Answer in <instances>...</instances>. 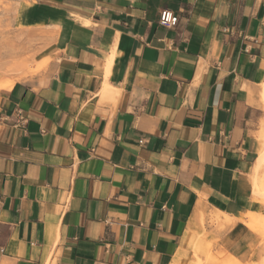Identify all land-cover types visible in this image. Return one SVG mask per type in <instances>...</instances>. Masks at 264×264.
I'll return each instance as SVG.
<instances>
[{"label": "crops", "instance_id": "1", "mask_svg": "<svg viewBox=\"0 0 264 264\" xmlns=\"http://www.w3.org/2000/svg\"><path fill=\"white\" fill-rule=\"evenodd\" d=\"M11 2L0 264H205L208 250L229 252L239 226L218 231L210 217L264 215L249 180L264 0ZM163 9L173 25L159 24Z\"/></svg>", "mask_w": 264, "mask_h": 264}, {"label": "rangeland", "instance_id": "2", "mask_svg": "<svg viewBox=\"0 0 264 264\" xmlns=\"http://www.w3.org/2000/svg\"><path fill=\"white\" fill-rule=\"evenodd\" d=\"M11 4V0H0V9H9ZM20 63H23V61ZM35 68L36 66L32 67L30 65L25 69H27L26 71L29 69L33 71ZM260 91L261 110L251 124L253 133L258 141L259 151L257 157L261 150L264 149V84L261 85ZM249 180L252 187V197L264 204V165L258 169L254 162L250 169ZM245 215H247V217L244 218L246 224L241 222L238 218L228 224L214 220L213 216L210 217V224L213 225L215 223L218 231H229L232 227L239 226V232L234 235H228L224 242L225 246H230L229 252L215 255L208 250L203 263L264 264V215H256L253 213H247ZM256 219L258 220L254 223H257V225L260 224L258 226L259 229L256 228L257 230H251L250 226L251 224L253 225V221Z\"/></svg>", "mask_w": 264, "mask_h": 264}, {"label": "bare ground", "instance_id": "3", "mask_svg": "<svg viewBox=\"0 0 264 264\" xmlns=\"http://www.w3.org/2000/svg\"><path fill=\"white\" fill-rule=\"evenodd\" d=\"M23 64V63H22ZM11 66H13V65H11ZM38 67V66H37ZM24 75V74H23ZM4 82H6V83H10V82H13V80H9V79H4V80H1L0 81V83H4ZM255 165H256V168H260V167H262L263 165H264V149H262L261 150V152L259 153V156L257 157V159H256V161H255ZM219 216H220V214H219V212H215L214 213V215H213V217H214V220H218L219 219ZM258 219H256L255 221H253V225L251 224V222H250V224H251V226H250V228L252 229V230H257L256 228H258V226L260 225H257V223L255 224L254 222H256ZM261 220V219H260ZM210 221V220H209ZM249 226V225H248ZM259 229V228H258Z\"/></svg>", "mask_w": 264, "mask_h": 264}, {"label": "built area", "instance_id": "4", "mask_svg": "<svg viewBox=\"0 0 264 264\" xmlns=\"http://www.w3.org/2000/svg\"><path fill=\"white\" fill-rule=\"evenodd\" d=\"M175 21L176 18L171 11H169L168 9H163L160 11L158 19L160 25L170 26L173 25Z\"/></svg>", "mask_w": 264, "mask_h": 264}]
</instances>
